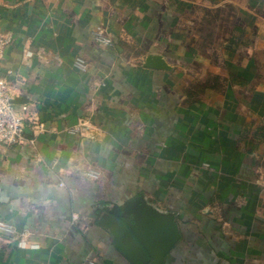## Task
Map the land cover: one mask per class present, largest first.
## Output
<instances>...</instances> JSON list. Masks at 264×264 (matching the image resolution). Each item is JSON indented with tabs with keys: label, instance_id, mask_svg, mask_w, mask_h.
<instances>
[{
	"label": "crops",
	"instance_id": "obj_1",
	"mask_svg": "<svg viewBox=\"0 0 264 264\" xmlns=\"http://www.w3.org/2000/svg\"><path fill=\"white\" fill-rule=\"evenodd\" d=\"M0 31L30 118L0 145V264H133L103 222L139 199L178 224L164 264H264V0H0Z\"/></svg>",
	"mask_w": 264,
	"mask_h": 264
},
{
	"label": "water",
	"instance_id": "obj_2",
	"mask_svg": "<svg viewBox=\"0 0 264 264\" xmlns=\"http://www.w3.org/2000/svg\"><path fill=\"white\" fill-rule=\"evenodd\" d=\"M144 66L170 69L162 55L151 53ZM26 96L12 102L23 104ZM106 227L114 236L120 251L133 264H164L165 258L180 239V231L173 215L163 213L143 199L115 203L105 214Z\"/></svg>",
	"mask_w": 264,
	"mask_h": 264
},
{
	"label": "built area",
	"instance_id": "obj_3",
	"mask_svg": "<svg viewBox=\"0 0 264 264\" xmlns=\"http://www.w3.org/2000/svg\"><path fill=\"white\" fill-rule=\"evenodd\" d=\"M94 37L96 41L109 46L114 44L113 39L107 35L106 29L101 25L94 30ZM11 41L12 37L10 34L0 31V62ZM76 65L83 70L87 68V64L82 58L76 60ZM12 73L13 71L9 70L5 75H0V145L3 146H14L24 140L25 124L30 119L28 117L29 108L27 104H15L12 102L18 96L17 88L10 79ZM68 131L92 140L100 137L99 128L90 125L85 120L76 126L70 127ZM87 173L94 175L96 171L89 169ZM0 230L8 234L15 232L13 227L4 221H0Z\"/></svg>",
	"mask_w": 264,
	"mask_h": 264
}]
</instances>
